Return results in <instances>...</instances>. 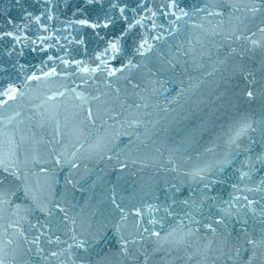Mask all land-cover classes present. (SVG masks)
I'll return each mask as SVG.
<instances>
[{
    "label": "water",
    "instance_id": "obj_1",
    "mask_svg": "<svg viewBox=\"0 0 264 264\" xmlns=\"http://www.w3.org/2000/svg\"><path fill=\"white\" fill-rule=\"evenodd\" d=\"M0 264H264V0H0Z\"/></svg>",
    "mask_w": 264,
    "mask_h": 264
}]
</instances>
